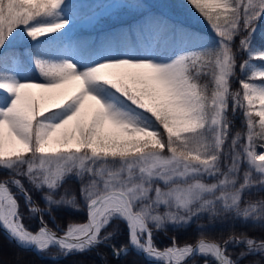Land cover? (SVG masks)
<instances>
[{
  "label": "snow or ice",
  "instance_id": "1",
  "mask_svg": "<svg viewBox=\"0 0 264 264\" xmlns=\"http://www.w3.org/2000/svg\"><path fill=\"white\" fill-rule=\"evenodd\" d=\"M186 5L211 35L141 0H116L105 13L66 0H0V170L8 173L0 179V230L10 242L57 261L108 245L122 225L127 243L113 246L117 258L130 249L149 264L264 257V238L230 233L221 243L203 225L193 244L175 236L163 248L155 242L169 225L205 217L209 225L231 219L264 229V199H245L264 192V151H257V141L264 150V33L256 37L264 0ZM125 10L139 19L98 46L75 38L78 27ZM239 52L247 58L233 92ZM230 99L243 133L231 134ZM70 177L77 191L60 193ZM63 208L85 221L49 227L45 217L55 223ZM26 215L38 221L35 231ZM229 245L244 250L233 259Z\"/></svg>",
  "mask_w": 264,
  "mask_h": 264
},
{
  "label": "trees",
  "instance_id": "2",
  "mask_svg": "<svg viewBox=\"0 0 264 264\" xmlns=\"http://www.w3.org/2000/svg\"><path fill=\"white\" fill-rule=\"evenodd\" d=\"M167 3L166 9L172 13L175 17L184 21V25L192 29L193 31L199 32L201 35L204 33H209L210 30L207 25L202 21L199 16H192L188 14L189 7L186 5V0H165ZM73 4L79 5H91L92 8L84 9L85 12L94 11L97 12L103 6L105 0H66ZM143 3V2H142ZM146 5V4H145ZM148 10L152 13H164L168 14L165 10H161L159 7L151 6L148 7ZM173 20V16L169 15ZM139 19L138 13H130L126 11L120 15L116 16H101L98 23H95L90 27H78L75 32V38H84L93 42V47H96L100 44L101 39L108 33L115 31L118 28L127 29L130 25L134 24L136 20ZM175 21V20H174ZM264 33V19L259 21L257 27V40L260 38V34ZM44 39H47L45 37ZM239 37L236 38L233 49L239 45ZM246 54L239 52L237 53V67H236V76L231 81V91H236L239 89V80L243 78L240 71V63L246 59ZM261 64L262 62L257 61ZM38 75V74H34ZM228 118L232 121L231 134H235L237 131L244 132L246 131L245 125L243 124V115L242 112L237 111L233 115L232 109L228 111ZM162 131V129H161ZM257 148H259V141H257ZM8 173L6 171L0 170V179L7 178ZM26 187L32 192L34 199L40 207H43V200L41 194L35 192L32 189L31 185L27 184L25 181ZM79 187V182L75 177H70L64 186L60 189V193H64L65 189L68 190V194L72 195L77 191ZM246 200L259 201L264 199V192H259L256 189H253L252 193L245 197ZM21 208L23 210V201L21 200ZM54 215L56 216L55 223L49 217H45L48 220V224L56 228L59 225L60 229L66 228L67 224L71 222L82 223L85 221L86 217L83 212H76L70 208H63L57 210ZM25 225L35 231L38 226V221L36 219L29 220L26 218L24 220ZM204 226L205 234L213 240L218 242H223L230 233H235L239 236L241 233L245 234L247 237L255 238L257 240L264 238V229H261L258 226H255L253 223H242L239 221H232L231 219L225 222H217L214 225H209L207 223V218L201 220H195L191 223L190 226L184 228H174L168 226L165 231H159L155 234V242L158 247L163 248L170 244L171 238L175 236L180 245L184 243L193 244L198 236L200 231L199 226ZM115 227V225L113 226ZM112 228H109L108 231H112ZM111 246L119 248L121 245L127 243L126 232L121 225L117 235L109 241ZM241 246V245H240ZM241 247L230 248L233 253L234 258L238 257V253L242 251ZM54 251V250H53ZM199 264H202V258H197ZM264 264V257L260 255H250L246 256L240 260L239 264ZM0 264H149L143 255H138L136 252L130 250L127 255L117 258L113 255L109 245L100 246L93 251L87 252L83 255H71L67 258H61L57 261H52L48 256H41L33 250H25L21 247H18L14 242H10L6 234L0 230Z\"/></svg>",
  "mask_w": 264,
  "mask_h": 264
},
{
  "label": "rangeland",
  "instance_id": "3",
  "mask_svg": "<svg viewBox=\"0 0 264 264\" xmlns=\"http://www.w3.org/2000/svg\"><path fill=\"white\" fill-rule=\"evenodd\" d=\"M114 2H116V0H105V2H104V4H103V7H101L100 8V10L99 11H97L96 13H105L106 12V9H107V6L109 5V4H111V3H114ZM141 2H143L144 4H146L148 7H151L152 5L153 6H156V7H159L161 10H165L166 12H168V14L169 15H171V16H173V18H174V20H175V22H178V23H181V24H183L184 23V21L183 20H181V19H179V18H177V17H175L172 13H170L167 9H166V7H167V3H166V1L165 0H141ZM126 12V10L125 11H120V12H117L116 14H114V15H111V16H116V15H120V14H122V13H125ZM188 14L189 15H192V16H194V15H196V16H198V14H194V11L193 12H190V11H188ZM101 16H109V15H107V14H104V15H101ZM202 19V18H201ZM203 21V20H202ZM91 26H93V25H91ZM84 28H86V27H90V26H83ZM239 40V39H238ZM257 66H260L261 64H259V63H257V61H255L254 62ZM257 83H259V81H257ZM68 87V90L70 91V92H74L75 91V86L74 85H69V86H67ZM237 91V90H236ZM235 92V91H234ZM37 95H39V93H37ZM231 99L229 100V109L231 108ZM229 109H228V111H229ZM227 115H228V112H227ZM257 151L259 152V151H264V150H262V149H260V148H257ZM238 247H241V246H238ZM243 247V246H242ZM230 248H234L232 245H229V252L231 251V249ZM244 249L242 248V251H243ZM240 253V252H239ZM239 253H238V256H239ZM230 254H231V256H234L233 255V253L232 252H230ZM234 258V257H233ZM247 264H254V263H247Z\"/></svg>",
  "mask_w": 264,
  "mask_h": 264
},
{
  "label": "water",
  "instance_id": "4",
  "mask_svg": "<svg viewBox=\"0 0 264 264\" xmlns=\"http://www.w3.org/2000/svg\"><path fill=\"white\" fill-rule=\"evenodd\" d=\"M49 227H51V226H49ZM52 228V227H51ZM108 245L110 246V248H111V251H112V253H113V246H111L109 243H108ZM131 250V249H130ZM122 256H124V255H121L120 257H122Z\"/></svg>",
  "mask_w": 264,
  "mask_h": 264
}]
</instances>
